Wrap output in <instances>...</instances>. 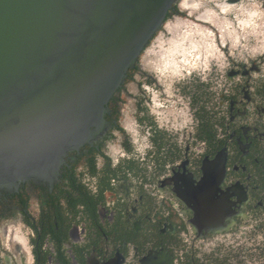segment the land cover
Masks as SVG:
<instances>
[{
    "label": "flooded vegetation",
    "instance_id": "af4514ba",
    "mask_svg": "<svg viewBox=\"0 0 264 264\" xmlns=\"http://www.w3.org/2000/svg\"><path fill=\"white\" fill-rule=\"evenodd\" d=\"M102 128L0 191V264H264V0H178Z\"/></svg>",
    "mask_w": 264,
    "mask_h": 264
},
{
    "label": "water",
    "instance_id": "95a60500",
    "mask_svg": "<svg viewBox=\"0 0 264 264\" xmlns=\"http://www.w3.org/2000/svg\"><path fill=\"white\" fill-rule=\"evenodd\" d=\"M178 0H0V191L51 181Z\"/></svg>",
    "mask_w": 264,
    "mask_h": 264
}]
</instances>
